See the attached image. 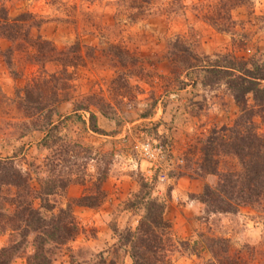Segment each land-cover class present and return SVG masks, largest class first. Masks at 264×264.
Returning <instances> with one entry per match:
<instances>
[{"label": "rangeland", "instance_id": "rangeland-1", "mask_svg": "<svg viewBox=\"0 0 264 264\" xmlns=\"http://www.w3.org/2000/svg\"><path fill=\"white\" fill-rule=\"evenodd\" d=\"M218 1L151 0L139 10L130 0H0V10L8 19L30 14L40 23L39 29L32 30L33 38L39 36L59 50L80 54L77 66L68 69L69 100L57 107L53 120L61 122L62 135L90 147L92 156L111 155L109 175L102 185L105 201L96 209L72 208L80 233L53 264H71V255L79 264L82 258L112 246L116 242L114 230L135 228L141 213L128 209L127 203L141 182L148 185L152 198L165 203L164 218L177 243L172 264L206 263V253L192 251L191 245L200 234L226 239L228 256L236 264H264V201L241 207L235 215H225L206 214L197 199L205 184L214 186L217 181L216 176L200 170V149L213 130L232 125L239 109L223 85L203 86L200 70L186 69L188 65L205 66L222 55L250 63L264 61V0H243L230 11L235 23L233 35L217 32L204 20L213 15ZM168 43L179 44L177 54L185 63L172 59ZM112 46L129 54L136 64H118ZM9 47L7 40L0 39L2 52ZM31 58V51L16 50L7 65L0 55V157L16 152L18 167L35 178L43 176L38 165L43 166L48 154L39 144L43 134L33 132L17 139L11 122H23V112L14 104L16 99L10 102L16 90L33 77L52 73L48 64L41 74ZM117 76L126 87L121 92H115L117 84L110 83ZM261 85L264 88V82ZM89 95L114 108L112 113L107 109L112 116L108 119L89 107L105 135L87 130L83 124L86 112L74 113L75 104ZM255 121L264 137V117ZM145 142L161 145L168 157L151 182L143 176L146 164L136 149ZM94 161L87 166L84 185H71L77 188L74 192L69 186L65 199L53 198L58 207L91 189L95 168L101 166ZM32 186L37 188L34 180ZM75 193L79 195L70 197ZM8 240L7 234L0 236V248ZM182 242H189V247L185 249ZM83 249L90 254L82 253ZM117 256L120 264H131L121 251ZM13 264L25 261L20 258Z\"/></svg>", "mask_w": 264, "mask_h": 264}, {"label": "trees", "instance_id": "trees-1", "mask_svg": "<svg viewBox=\"0 0 264 264\" xmlns=\"http://www.w3.org/2000/svg\"><path fill=\"white\" fill-rule=\"evenodd\" d=\"M150 1L130 0L136 3L139 10L142 9L141 4L147 5ZM242 1H218L213 15L205 18V22L219 33L233 35L235 23L231 20L230 11ZM3 12L1 8L0 39L7 40L10 47L4 52L0 50V55L4 56L6 64L12 62L14 51H31V61L40 67L41 74L48 64L52 65L53 70L45 76L33 77L22 89L16 90L14 99L10 100L16 99L14 104L23 112V122H11L17 139L40 132L43 136L39 144L48 154L43 166L38 165V168H42L43 176L34 175L35 178L18 167L16 158L19 155L16 152L0 157V236L7 234L9 237L7 244L0 248V264H13L20 258L24 259L25 264H53L63 248L80 233L72 208L96 209L105 201L106 193L102 185L109 175L111 155L95 153L92 156L90 147L62 135L61 122L53 120L58 115L57 107L69 100L71 74L68 69L77 66L80 54L76 55L78 52L75 50H59L39 36L33 38L32 30L39 29L40 23L30 14L11 20ZM168 44L172 48V59L185 63L182 61L184 57L177 54L179 44ZM112 47L113 57L118 64H136L129 54ZM218 59L205 66L188 65L186 69L200 70L203 86L223 85L239 109L232 125L213 130L200 149V170L216 176L217 181L214 186L205 184L197 199L204 206L206 214L235 215L241 207H253L264 201V137L258 133L255 121L264 117V88L261 85L264 82V61L250 63L229 55H222ZM119 79L117 76L110 82L111 85L117 84L115 92L126 88L119 83ZM92 99L93 96H85L75 104L74 113L86 112L88 117L83 124L87 125V130L105 135L89 107H95L108 119H112V116L108 115L107 109L112 113L114 108L101 98L96 101ZM93 160L101 162V166L95 168L91 189H86L78 198L67 199L63 207H58L53 198H64L65 191L71 185H84L88 177L87 166ZM33 180L37 188L32 186ZM127 207L140 211L137 226L114 230L116 242L112 246L91 254L88 259L82 258L79 264H120L117 256L120 251L128 256L131 264H172L171 255L176 251L177 243L172 237L170 223L164 218L165 203L152 198L148 185L141 182ZM181 245L186 249L189 242H182ZM191 246L193 252L203 251L209 256L205 264H236L228 256L226 239L200 234ZM82 253L90 254L85 249ZM70 257L71 264H78L73 255Z\"/></svg>", "mask_w": 264, "mask_h": 264}, {"label": "built area", "instance_id": "built-area-1", "mask_svg": "<svg viewBox=\"0 0 264 264\" xmlns=\"http://www.w3.org/2000/svg\"><path fill=\"white\" fill-rule=\"evenodd\" d=\"M142 162L145 167L142 171L144 178L151 182L154 178V173L157 169L161 168V164L166 162L167 155L164 152V148L154 142V145L149 142L139 144L136 147ZM167 157V158H166ZM161 174V173H159Z\"/></svg>", "mask_w": 264, "mask_h": 264}, {"label": "crops", "instance_id": "crops-1", "mask_svg": "<svg viewBox=\"0 0 264 264\" xmlns=\"http://www.w3.org/2000/svg\"><path fill=\"white\" fill-rule=\"evenodd\" d=\"M75 187H76V186H71V187L69 188V190L74 192V191H76V189H77V188H75ZM70 191H69V192H70ZM78 195H79V194H76V193H75V194H71L70 197H77Z\"/></svg>", "mask_w": 264, "mask_h": 264}]
</instances>
